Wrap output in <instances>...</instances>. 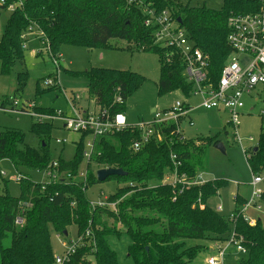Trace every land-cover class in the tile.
Masks as SVG:
<instances>
[{
  "label": "trees",
  "instance_id": "16d2710c",
  "mask_svg": "<svg viewBox=\"0 0 264 264\" xmlns=\"http://www.w3.org/2000/svg\"><path fill=\"white\" fill-rule=\"evenodd\" d=\"M14 1L6 0L0 5V17ZM21 1L22 7L10 12L0 38V75H9L23 62L25 51L21 36L35 24L48 39L53 55L60 54L65 45L120 49L117 44L112 45V41L154 54L159 61L157 94L164 96L179 91L185 98L190 97L194 87L184 76L182 57L174 48L154 43V28L144 25L146 14L137 5H129L126 0ZM143 3L156 13L165 10L171 13L189 40L209 57L208 73L214 84L231 55L226 41L228 17L232 13L248 14L259 10L256 0H223L219 10L184 6L181 0H143ZM61 71L73 77H85L89 96L100 109L112 115L124 113L128 97L145 82L142 75L131 71L91 67L83 72H70L62 66ZM49 77L56 80L54 75ZM16 80L15 93L20 94L28 74L18 73ZM55 90L58 86L45 90L36 88V95ZM116 94L124 101L122 105L114 103ZM0 99L5 102L8 97ZM34 111L55 115L53 108L35 106ZM263 125L262 121V129ZM173 129L172 126L161 128L166 141H150L136 153L131 150L132 142L140 137L136 130L126 129L98 139L97 153L86 164L85 188L81 183L42 185L25 175L19 182V195L12 196L5 184L0 194V264H54L51 233L64 238L71 226L76 228V236L84 237L87 230L91 231V236L82 238L81 245L66 264H119L107 242L118 230L110 228L106 218L124 228V235L131 242L127 257L132 264H191L199 254L209 253L210 247L200 244L186 247L184 241L211 240L224 244L232 231L245 250L240 264H264V227L260 220L251 226L244 219L241 210L247 201L236 195L233 224L228 216L209 206V200L226 187L225 180L208 181L181 193L180 187L161 183L173 171L171 153L181 164L178 174L194 178L205 164L206 149L220 143L217 135L180 141L172 133ZM53 130L50 123L31 124L29 131L39 141L37 149L24 144L25 136L19 130L0 131V162L7 160L15 169L29 172L45 170L53 161L49 149ZM87 137V134L78 136L71 160L62 156L56 159L60 171L73 176L78 174L84 163ZM256 148L246 161L251 174L264 169V131L259 135ZM101 168L121 169L126 173L124 177L112 176L105 180L124 184L107 199L110 203L118 202L116 212L107 207L92 209L87 199V189L99 183L95 173ZM199 202L204 204L203 209H199ZM259 202L264 204V193ZM19 215L24 219L21 226L15 225ZM156 215L160 219L154 218ZM159 221H164L165 227L157 231Z\"/></svg>",
  "mask_w": 264,
  "mask_h": 264
},
{
  "label": "rangeland",
  "instance_id": "374dc122",
  "mask_svg": "<svg viewBox=\"0 0 264 264\" xmlns=\"http://www.w3.org/2000/svg\"><path fill=\"white\" fill-rule=\"evenodd\" d=\"M142 5L137 7L141 8L144 12L147 8ZM182 5H189L190 7H201L219 10L223 5V0H181ZM8 10L3 11L0 17V38L2 36L4 26L9 17ZM112 45L117 44L120 49H102L93 48L86 49L73 46H62L60 49L61 59L60 65L63 69L70 72H83L91 67L106 68L114 70L131 71L142 75L145 78L144 84L130 97H128L125 105V116L128 122L136 125L143 122H148L152 118L151 111L156 109L162 111L175 105L176 102L187 104V106L195 105L200 102V98L191 99L185 98L179 91L170 94L159 96L157 94V83L159 79V61L158 57L151 53L137 51L134 46L129 47L119 41H112ZM24 52V60L22 63L16 65L9 75H0V98L7 96L8 99H17L18 101H29L34 103L37 107L43 108H65L62 94L58 91L45 92L41 95H36V88L45 90L47 87L44 85L46 79H51L49 76L55 74V67L51 59L43 52L42 54L33 57L29 53V47ZM27 73L28 80L22 93H15L17 86L16 76L18 73ZM58 81L65 94H77L81 97V102H91L89 108L90 112H96L97 106L93 100L89 98L87 91V80L85 77H73L63 71L58 72ZM38 86V87H37ZM57 96V97H56ZM253 94L250 98L245 99L246 108L240 118V126L238 128V135L243 140L242 145L245 148H253L258 143L259 135L264 131L261 127V118L259 110L261 102H254ZM264 100V93L261 97ZM255 104V108L249 111V106ZM67 107L65 108L66 111ZM193 126L189 125L183 130V135L187 140H197L198 137L206 138L218 136L220 143L223 145L224 153L218 151L215 147H208L206 149L205 164L199 169L197 175L200 174L205 179H222L227 182L225 188L221 189L216 197L209 202V206L215 209L220 205L223 210L221 215H229L233 209L232 197L236 192L242 196H247L251 192V187L248 185L252 181V174L247 165L245 156L242 154L239 144L234 140L232 131L229 128L224 129V121L226 115L215 116L214 112H206L203 109L193 112L191 115ZM35 119L26 113L18 114H4L0 113V131L7 129L19 130L24 134V144L31 148L37 149L39 141L36 136L30 133L31 124ZM55 126H59L60 122L54 121ZM202 136V137H201ZM57 138H66L67 143L62 148L56 144ZM184 138V140H185ZM249 138L253 142H249ZM77 136L63 130L62 128H55L51 133V140L49 143L50 153L53 160H56L63 149V157L70 160L74 154L75 142ZM157 142V141H156ZM164 143V139L162 142ZM23 147V146H22ZM86 164L83 163L80 170H84ZM18 174L30 176L31 180L35 183L46 182L44 175L38 172H29L23 169H15L12 164L3 160L0 162V194L6 184L7 190L12 196L19 195V182L16 180ZM6 182V183H5ZM124 184L118 183L116 180L104 181L97 183L86 191V196L89 203L96 205L97 203L107 204V208L117 211V204L107 201L108 197L115 194ZM240 189V191H239ZM260 210L248 208L244 212L247 219H259L264 227V204L259 202ZM93 209V206L90 205ZM95 208V207H94ZM156 219H160L157 215ZM110 228L115 227L118 233H113L112 236L107 238L110 249L115 252L119 264H132L131 260L127 257V248L131 244L129 238L124 235V228L120 223H113L110 218L105 219ZM165 227L164 221H159L156 227L160 231ZM69 232L64 238L65 240L73 239L76 234V228L71 226L67 229ZM58 235L51 233V243L54 255L60 254L63 248L59 245L56 237ZM62 237V236H61ZM63 238V237H62ZM186 247L194 245H207L216 252L218 246L224 244L213 243L211 240L204 241H184ZM210 256L209 253L199 254L191 264H205L204 261ZM237 258V259H234ZM244 256L236 252L233 245H229L224 250V264H240ZM93 261V259H91Z\"/></svg>",
  "mask_w": 264,
  "mask_h": 264
},
{
  "label": "built area",
  "instance_id": "2783aa9c",
  "mask_svg": "<svg viewBox=\"0 0 264 264\" xmlns=\"http://www.w3.org/2000/svg\"><path fill=\"white\" fill-rule=\"evenodd\" d=\"M259 3V10L256 13L235 14L232 13L227 19L228 34L226 37L227 45L231 50L227 62L221 71V76L216 84H214L209 77V57L199 50L195 44L189 40L185 31L180 29L177 21L172 17L168 10L156 13L154 10H145L146 27L153 29L154 43L164 48H174L182 57L185 63L184 76L187 82L194 87L192 95L200 97V107L205 110H218L227 113L226 125L233 132L234 140L239 144L242 154L247 158L253 153L252 149L245 148L242 143L243 140L238 135V128L240 126V118L246 108L245 99L250 98L253 94L254 102H261L259 116L264 122V100L261 99L264 93V0H256ZM129 5H142L143 0H126ZM6 0H0V5H4ZM22 7V1L16 0L9 4L7 10L13 12L15 9ZM143 7H145L143 5ZM146 8V7H145ZM28 35H36V39L40 42V47L37 50H32V55H39L43 52L51 59L54 67V78L46 79L44 85L47 88L58 86V72L61 71L60 54L53 55L50 43L44 33L35 25L28 27L27 31L21 36L23 41V49L27 50ZM60 90V89H59ZM62 96L65 98L66 111L55 110V115L42 114L34 111L35 104L29 101H18L17 99H7L2 101L0 99V113L4 114H18L26 113L35 119L37 123H50L54 121L60 122L61 128L70 132L77 137L79 135L87 134L83 153L84 163L91 161L92 157L97 153L96 144L98 139L112 135L126 129L136 130L140 133L139 139L131 144V150L138 152L140 149L150 141L162 142L166 141L164 133L161 128L172 126V131L180 141L184 140L183 129L188 125L191 127L193 123L188 120V112L190 111L187 104L176 102L174 106L157 111L154 110L152 118L148 122L130 125L127 122L124 113H116L112 115L106 109H100L97 105L96 112H90L80 107L81 97L77 94L67 95L63 90H60ZM123 100L119 94L115 95L114 103L122 105ZM251 108V109H250ZM255 108V104L249 106V111ZM253 142L252 138L248 139ZM78 141V139H77ZM76 141V142H77ZM56 144L61 147L67 143L66 138H57ZM75 142V143H76ZM170 159L173 164V171L167 174L161 183L172 187H180V193L188 188L199 187L207 181L198 174L194 178H189L186 175H179L178 168L180 162L176 160L174 153L170 154ZM47 179L46 182H39L42 185L49 183H81L85 188L87 186V170H79L78 174L73 176L70 172L60 171L58 169L57 160H53L48 168L45 170H36ZM25 177L24 174L17 175V181L20 182ZM264 169L257 174H252V181L250 182L251 192L247 203L243 206L241 214L244 219L251 225H255V219H247L244 212L248 208L260 210L259 200L264 193ZM175 199V198H174ZM94 207H105V203H97ZM199 209L204 208V204H198ZM222 213V207L215 209ZM228 216L229 221L233 224L236 216L231 213ZM24 219L19 215L15 219V225L21 226ZM91 231L87 230L84 237H90ZM67 237V236H66ZM83 236H76L68 240L57 236L59 245L63 248L60 254L54 255V264H66L70 257L76 252V249L81 245ZM233 245L236 252L243 254L244 248L237 240L235 233L232 231L228 241L223 246H218L216 252L211 251L210 256L205 259V264H224V250L227 246Z\"/></svg>",
  "mask_w": 264,
  "mask_h": 264
},
{
  "label": "crops",
  "instance_id": "0c3cea01",
  "mask_svg": "<svg viewBox=\"0 0 264 264\" xmlns=\"http://www.w3.org/2000/svg\"><path fill=\"white\" fill-rule=\"evenodd\" d=\"M26 45L29 47V53L32 55V53H31V51L32 50H37L39 47H40V42H39V40L38 39H36V35H28V37H27V42H26ZM38 55V54H37ZM37 55H32L33 57H37ZM60 56H61V54H60ZM59 89L60 90H62V88H61V86H59ZM58 89V91L61 93V91ZM193 92V91H192ZM181 93V92H180ZM182 94V93H181ZM4 97V96H3ZM57 97V96H56ZM192 97H194V98H200V97H197V96H194V95H192V93H191V95H190V97L189 98H187V99H191ZM89 98H90V100L92 99L93 100V102L96 104V101H95V99L94 98H92V97H90L89 96ZM63 101H64V104H65V106H66V102H65V98H64V96H63ZM200 103H201V100H200V102H198V103H196L195 105H191V106H189L188 105V108H189V112H188V120L189 121H191L192 123H193V120H192V118H191V115L193 114V112H195V111H197V110H200V109H203V108H201L200 107ZM91 105H92V103L89 101V102H85V103H80V107H82L84 110H88L89 111V108L91 107ZM43 108V107H42ZM49 108V107H48ZM66 108V107H65ZM65 108H62V107H57V108H53L54 110H63V111H65ZM251 109V108H250ZM154 110H156V109H153L152 111H151V114H153V112H154ZM165 110V109H164ZM203 110H205V109H203ZM206 112H214V114H215V116L217 117V116H220V115H222V114H225L226 115V117H227V113L225 112V111H218V110H205ZM124 114H125V112H124ZM126 115V114H125ZM151 120V119H150ZM149 120V121H150ZM226 120H227V118H226ZM226 120L224 121V129L225 128H228V126L226 125ZM127 122H128V119H127ZM261 123H262V121H261ZM128 124H130V125H132V123L131 122H128ZM52 125H53V127H54V129L55 128H61V125H59V126H55L53 123H52ZM194 125V124H193ZM192 125V126H193ZM191 126V127H192ZM186 128V127H185ZM184 128V129H185ZM183 129V130H184ZM184 136V135H183ZM202 137V136H201ZM185 138V137H184ZM200 137H198L197 139H199ZM77 139H78V137H77ZM185 140H187L186 138H185ZM193 140V139H192ZM64 147V146H63ZM62 147V148H63ZM59 156H62L63 157V149L61 150V152H60V154H59ZM58 156V157H59ZM73 157V156H72ZM63 159H65L64 157H63ZM72 159V158H71ZM70 159V160H71ZM65 160H67V159H65ZM35 172V171H34ZM203 174V178L205 179V175H204V173H202ZM207 182L208 181H213V180H211V179H205ZM214 180H218V179H214ZM249 186H250V184H248ZM239 191H240V189H239ZM236 195H240L239 194V192H236V194H234V196L232 197V200H233V209L231 210V212H230V214L231 213H233V211H234V207H235V197H236ZM243 199H245L246 201H248V199H249V197H250V192H249V194L247 195V196H242V195H240ZM212 200V199H211ZM209 202H210V200H209ZM220 205H217V207H219ZM216 207V208H217ZM215 208V209H216ZM222 210H223V208H222ZM252 219H254V218H252ZM255 220L257 221V220H259V219H256L255 218ZM57 239V238H56ZM58 241V240H57ZM211 251H212V248H210V253H211ZM234 259H237V258H234Z\"/></svg>",
  "mask_w": 264,
  "mask_h": 264
},
{
  "label": "water",
  "instance_id": "95a60500",
  "mask_svg": "<svg viewBox=\"0 0 264 264\" xmlns=\"http://www.w3.org/2000/svg\"><path fill=\"white\" fill-rule=\"evenodd\" d=\"M215 148L220 151L221 153H224L223 145L221 143H218ZM257 150V148H254V152ZM96 180L99 183L104 182L107 178L112 176L117 177H124L126 176V173H124L121 169H113V168H101L98 169L95 173Z\"/></svg>",
  "mask_w": 264,
  "mask_h": 264
}]
</instances>
